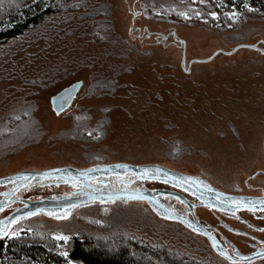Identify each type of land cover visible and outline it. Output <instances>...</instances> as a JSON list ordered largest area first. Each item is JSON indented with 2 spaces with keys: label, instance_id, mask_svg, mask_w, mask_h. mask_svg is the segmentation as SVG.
Here are the masks:
<instances>
[{
  "label": "rangeland",
  "instance_id": "rangeland-1",
  "mask_svg": "<svg viewBox=\"0 0 264 264\" xmlns=\"http://www.w3.org/2000/svg\"><path fill=\"white\" fill-rule=\"evenodd\" d=\"M211 1L79 0L0 46V178L156 165L224 194L264 197V54L246 47L264 49V16L235 28L183 22L197 20L199 6ZM224 9L229 18L239 14ZM77 82L82 87L72 105L55 116L50 98ZM153 173L161 175L144 171L133 187L168 191ZM58 180L34 177L13 198L72 196ZM186 199L202 227L217 230L231 253L235 247L248 255L264 242V221ZM163 201L182 212L174 200ZM10 206L0 220L19 205ZM27 236L59 248L53 264H80L67 259L74 240L105 254L124 250L142 264H233L144 202L87 203L65 217L38 213L14 223L0 243L16 253L9 241ZM236 264H264V258Z\"/></svg>",
  "mask_w": 264,
  "mask_h": 264
},
{
  "label": "water",
  "instance_id": "water-1",
  "mask_svg": "<svg viewBox=\"0 0 264 264\" xmlns=\"http://www.w3.org/2000/svg\"><path fill=\"white\" fill-rule=\"evenodd\" d=\"M239 46L236 48H240ZM250 49L257 50L261 54H264V49H259L256 46H246ZM185 61L184 51L182 53V63ZM190 66V65H189ZM189 68V67H188ZM82 87V82H77L69 87L63 89L61 92L56 94L55 96L50 98V107L53 111L55 116H59L66 110L70 108L73 101L75 100L77 94L79 93ZM158 171L159 174H155L158 180L164 181L165 178H180L182 180L194 183L196 187L199 188L200 193H191L190 195L196 198L198 201L204 203L205 206L219 208L217 205L207 202L204 199L205 196H211L213 198L219 197L226 203L234 201L236 199H241L237 196H232L228 194H224L216 189L209 187L208 189H203V187L197 184V180L193 179L190 176L159 167L156 165H127V164H113L107 166H99L88 170L78 171L73 168H58V169H51L47 171H39V172H21L9 177L0 178V187L14 184L19 181L15 185V187L8 193L6 197L14 196L20 189L25 187L34 177H41L42 179L48 178H56V179H64L65 176L68 175L72 179L78 181L83 185H87V181L96 179L99 177H109V176H120L124 174H140L144 171ZM135 181L127 183V185H132ZM89 185V184H88ZM91 191L80 195V196H63L59 198H48V199H41L38 201L28 202V201H21L22 206L16 209L15 211L11 212L7 217L0 221V239H3L7 236L9 229L11 226L16 223L17 221L33 216L38 213L49 214V215H58V216H67L74 208L87 204V203H113L115 201H124V202H144L146 203L149 208L159 217L169 221H175L186 227L188 230L193 232L196 235L203 236L206 238L211 250L219 257L223 258L229 263H251L253 261L259 260L264 258V249L260 250L259 252L255 253L252 256L236 258L229 255L220 245V243L209 233L207 232L204 227L198 222L195 214L193 212V206L187 202L184 197L178 193L164 191V190H147L136 188L135 190H121V191H101L99 188L95 186H90ZM201 194V195H200ZM158 196H174L182 199L184 204L190 208V216L191 220L187 222L184 217L179 214L172 212L170 209L163 206L158 200ZM212 199V198H211ZM244 199V198H243ZM247 200H253L256 198L247 197ZM3 198L0 201V211L9 207L14 202L9 204L3 205ZM210 200V199H209ZM248 209V207H234L233 209L226 208L220 209L225 212L233 213L238 210ZM253 210V209H249Z\"/></svg>",
  "mask_w": 264,
  "mask_h": 264
},
{
  "label": "trees",
  "instance_id": "trees-1",
  "mask_svg": "<svg viewBox=\"0 0 264 264\" xmlns=\"http://www.w3.org/2000/svg\"><path fill=\"white\" fill-rule=\"evenodd\" d=\"M77 1L79 0H0V46L36 28L50 16L76 7ZM231 7L239 11L235 19L229 18L224 12V8ZM199 9L202 13L197 20L190 22L184 20L183 22L189 26L201 24L217 28L218 25L223 27L229 25L235 28L245 18L263 17L264 0H213L209 6H199ZM211 11L217 13V20L209 16ZM3 246L4 243L1 242L0 264H53V259L58 257L55 255L59 251V248L52 243L39 241L34 236L11 239L9 246L18 248L16 253L5 250ZM87 246L89 244L78 240L70 242L67 246L68 261L80 264H142L131 259L124 250L114 254H105ZM54 264H59V262Z\"/></svg>",
  "mask_w": 264,
  "mask_h": 264
},
{
  "label": "flooded vegetation",
  "instance_id": "flooded-vegetation-1",
  "mask_svg": "<svg viewBox=\"0 0 264 264\" xmlns=\"http://www.w3.org/2000/svg\"><path fill=\"white\" fill-rule=\"evenodd\" d=\"M136 175H138V174H124V175H120V176H109V177H104V178L103 177L102 178L99 177V178L87 181V185H83V184L79 183L78 181L72 179L68 175L65 176L66 178L60 179V181L63 184L69 185L72 188V190H73L72 196L76 197V196H80V195H83V194L91 191L92 189H91L90 186H95V187L99 188L101 191H121V190H132V189L135 190L136 188H138V187H135V188L133 187V184H136L138 182V178L136 177ZM132 181H135V182L132 185H127V183L132 182ZM139 181H141V179ZM197 184L199 186L203 187V189H208L209 188L208 185H206V184H204V183H202L200 181H197ZM161 185H163L164 187L168 188V191H170V192H175V193H178V194L182 195L186 201H187L186 198H189V199L195 201L196 204L204 206V207L212 209V210H215L217 212H222V213L236 215L237 213L243 211V212H246V213L252 215L255 220L264 221V197L256 198V199H253V200L245 199L247 197H240L241 199H236L234 201L226 203L225 201H223L219 197L213 198V197H211L209 195L208 196L204 195L203 197H204V199H206V201L208 203L211 202V203L217 205V207H219L217 209V208H214V207L205 206L203 202L198 201L196 198H194V197H192L190 195L191 193H200L199 192V188L196 187L194 185V183L182 180L180 178H174V177L170 176V178H165V180L162 182ZM9 192L10 191H2V192H0V201L3 198L5 199L3 201V205L9 204L11 202H14L13 204L18 203V205H19L18 208L21 207L22 206V203H21L22 200L14 199L13 197L15 195L11 196V197H6ZM164 199H166V200H174L175 202H177L178 205L181 207V211L182 212L173 211L171 209V207H169L167 205V203H165L163 201ZM157 200L163 206H165L166 208L170 209L172 212H174L176 214H179L182 217H184V219L187 222H189L192 219L191 216H190V208L183 203L184 201L182 199H180L178 197H174V196H163V197L158 196ZM187 202H189V201H187ZM190 204L193 206V212H194L195 205L192 204V203H190ZM234 207H248V209L238 210V211L233 212V213H229V212H225L223 210H220V209H226V208L227 209L228 208L233 209ZM6 208H8V207H6ZM249 209H253V210H249ZM14 211H15V209H14ZM1 220H3V219H1ZM220 225L222 227H224L225 229H227L228 231H236L234 229H231V228L225 226L222 223H220ZM257 229L259 230V228H257ZM0 230H1V227H0ZM206 230H207V232H209L220 243L221 247L229 255H231L233 257H236V258L237 257L238 258H242V257L252 256L255 253L259 252L260 250L264 249V242H261V241L258 242L257 241V247H255V245H252V249L253 250L248 255H244L243 253L239 252L235 247H230V249L232 250V253H231V251L219 240V238L217 236L218 235V231L217 230H214V229H210V230L206 229ZM214 233H215V235L217 234L216 235L217 237L214 235Z\"/></svg>",
  "mask_w": 264,
  "mask_h": 264
}]
</instances>
